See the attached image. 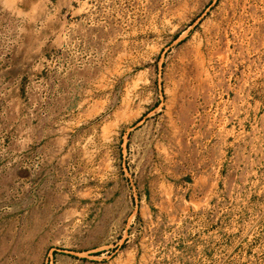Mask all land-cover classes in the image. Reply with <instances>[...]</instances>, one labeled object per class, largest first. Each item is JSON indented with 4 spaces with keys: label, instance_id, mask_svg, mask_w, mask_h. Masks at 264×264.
Returning a JSON list of instances; mask_svg holds the SVG:
<instances>
[{
    "label": "rangeland",
    "instance_id": "374dc122",
    "mask_svg": "<svg viewBox=\"0 0 264 264\" xmlns=\"http://www.w3.org/2000/svg\"><path fill=\"white\" fill-rule=\"evenodd\" d=\"M0 264H264V0H0Z\"/></svg>",
    "mask_w": 264,
    "mask_h": 264
}]
</instances>
